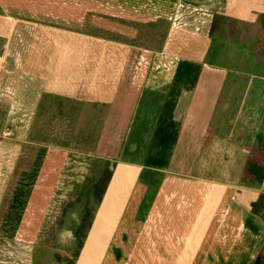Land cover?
<instances>
[{"label": "crops", "instance_id": "1", "mask_svg": "<svg viewBox=\"0 0 264 264\" xmlns=\"http://www.w3.org/2000/svg\"><path fill=\"white\" fill-rule=\"evenodd\" d=\"M5 1L8 5L0 0V110L4 105L1 102L16 101L17 88L22 87L23 112L35 116L37 106L33 103L49 95L48 86L44 85L49 78L55 83L54 94L88 104L95 103L93 96L100 99L89 87L91 79L96 77L95 72L89 74L87 85L79 84V81H63L64 71L68 73L74 65L64 61V41L55 44L56 56L48 60L49 50L42 51V48H49L47 39L37 45L36 33H24L25 17L32 10L31 2L20 0L18 6L13 0ZM100 1L109 8L118 6L126 16L145 14L154 21H162L161 28L169 26L167 38L159 50L130 46L127 55L121 51L120 61L115 65L106 60V52L104 80H101L104 88H99L103 95L108 94V99L98 102L111 101L116 105L109 97L113 92L110 78L106 81V75L115 76L118 80L115 96L120 103L118 110L110 109L113 116L118 111L121 123L125 119L115 132L121 136L120 143L131 139L135 143L134 150L152 151L149 155L146 152L145 157L155 158L156 151L160 150L163 151L162 158L175 159V162L170 168L163 165L160 168L147 167L149 171L162 174L161 181L158 180L161 185H155V189L142 178V165L116 163L112 183L94 213V222L82 248L74 231L82 226L79 220L73 231L61 232L55 246L63 262L59 263L57 253L54 260L58 264L66 263L67 258L74 260L75 264H264V219L250 206L257 200L247 199L244 194L242 200L243 191L238 186L221 183L216 174L209 173L218 178L196 176L198 183L191 184L192 187L185 184L186 178L182 174L190 175L188 169L197 166L200 160V166L219 162L222 159L220 151L224 148L232 152L240 150V143L229 147V141L225 142L222 134L219 137L216 128L209 127L213 119L219 117V105L225 97L226 75L219 78L220 68L194 56L199 53L207 55V46L215 38V33L222 29L219 20L223 16L233 17L228 0ZM232 1L236 7L245 5L243 11L247 12L249 20L264 13V0ZM242 19L239 15L237 20ZM71 46L72 52L74 44ZM110 48L109 42L104 49ZM95 67L91 71H95ZM179 72L186 75L194 72L193 82L185 86ZM56 99L60 103L59 98ZM63 108L59 109L62 113ZM43 109L41 107L42 113L46 111ZM46 115L42 114L40 118ZM40 123L28 127L27 132L44 131ZM9 130L15 133L11 129H0V134ZM36 143L0 141V150L6 146L14 151L20 150L18 155L16 152L0 153V264H35L39 256L35 248L40 243L33 241L31 235L33 222L22 220L18 223L15 219L17 214L27 212L26 208L33 205V199L37 197L40 202L50 190L42 184L43 174L36 170L31 173V164L43 159L39 155L41 151L33 160L25 157V154L32 153L29 150L45 149ZM122 149L121 146L119 151ZM27 160L32 163H26ZM157 178L151 177L150 181L156 182ZM27 180L37 184L27 186ZM149 190L156 191V194L147 211ZM256 193L264 195V189ZM27 199H30L29 203ZM16 223L24 230L23 238L10 232ZM26 230L30 232L26 234ZM132 232L134 237L130 236Z\"/></svg>", "mask_w": 264, "mask_h": 264}, {"label": "rangeland", "instance_id": "2", "mask_svg": "<svg viewBox=\"0 0 264 264\" xmlns=\"http://www.w3.org/2000/svg\"><path fill=\"white\" fill-rule=\"evenodd\" d=\"M3 1L8 5L5 0ZM13 1L18 2L19 6L20 0ZM29 2L32 4V10L29 16L25 17L24 33H36L38 38L35 44L37 45L47 39L46 43L49 48H42V51L49 50L48 60H53L56 56L55 44L64 41L65 49L69 48L62 50L64 61L68 60L66 63L74 65L70 67L68 73L64 71L63 81L73 83L79 81V84L87 85L90 81L89 74L92 75L95 72L96 77L91 79L92 84H89V87L91 91H95L100 96V99L93 96L96 100L93 104L59 96L54 94L55 83L49 78L44 84L48 86L49 95H45L42 102L33 103L37 106L35 116L23 112L22 87L17 88V96H13H16V101L1 102L4 105L0 110L2 112H0V129L3 131L11 129L15 133L13 136L6 137L2 132L0 141H34L45 148L29 150L33 155L32 153L28 156L25 154V157L33 160L37 157L38 151L42 152L39 155L43 159L31 164L30 167L31 173L36 170L35 172L44 175L45 182L42 181V184L49 187L50 190L46 191L48 196L40 199V202L37 197L33 199V205L26 208L27 212L17 214L15 219L17 222L22 220L26 223L33 222L32 240L40 243L35 248L36 253H39L35 264H58L56 263L58 261L54 260L57 251L59 253V249L55 246L56 241L59 242L61 232L72 230L80 222L79 220L82 221L87 205H90L95 212L99 209L101 203L97 202L92 187L108 169L114 168L116 163H138L144 168L142 178L146 183L150 182L154 185L152 189H155V185H161L162 174L149 171L150 168L147 167L160 168L163 165L170 168L175 162V159L162 158L163 151L160 150L156 151L155 158L147 156L152 151H146V157L156 159L157 162L147 159L146 152L134 150L135 143H132L129 138L127 143H120L121 136L115 133L121 123L119 113L117 111L116 116H113L110 109L118 110L120 103V99L115 96L118 86L115 76L106 75V81L109 77V83L113 89L109 97L112 102H116L117 106H114L111 101L109 103L98 102L99 100L105 102L108 99V94L103 95L99 88V86L104 88L101 80H104L102 75L105 69L103 63L104 57H107L106 52L108 51L106 60L115 65L120 61L121 51L127 55L130 46L159 50L167 38L166 33L169 26L165 25L161 28L162 21H154L145 14L126 16L121 13L118 6L109 8V6H104L100 0H29ZM228 6L229 10L234 12L233 17L223 16L224 19L219 20L218 25L222 26V29L219 33H215V38L207 46L209 49L207 55L199 53L194 56L215 68H220L219 78L221 75H226L225 97L219 105V117L213 119L209 127L212 130L216 128L220 132L218 136L222 134L227 139L223 140L229 141V147L236 146V142L240 143V150L232 152L224 148L220 154L218 153L222 159L217 163H212L213 166H200V160L197 166L195 164L188 169L187 172L190 175L182 174L186 178L184 181L188 187H192L193 183H198L196 176L219 177L223 184L238 186L240 191H243L241 196L244 194L247 199L249 197L258 201L260 194L258 196L256 192L263 191L264 184H243L241 178L244 175L248 158L259 149L260 136L264 135V13L259 18L249 20L247 12L243 11L245 5L236 7L232 0H228ZM239 15L243 18L241 21L237 20ZM231 21L233 25L230 24ZM41 33L44 34L41 35ZM56 33H63V35ZM109 42L111 48L105 50L104 47H107ZM73 44L74 50L71 52ZM38 47L41 52L40 46ZM95 65V71H91ZM197 73L199 74V71ZM194 74L192 72L186 75L185 72H179L178 76L184 79L183 84L186 86L193 82ZM85 87L87 93V86ZM56 98H59L60 103H57ZM62 106H64L63 113L59 110ZM41 107L46 111L42 113ZM40 113L47 115L40 118L42 115ZM124 120L122 119V123ZM38 122H41L40 126H43L44 131L28 133L27 128L33 124L37 125ZM126 136L128 137V134ZM121 146L123 149L119 151ZM8 152L10 154L16 152L18 155L20 150L14 151L7 146L0 150L1 154ZM179 153H182V150ZM26 163H32V161L27 160ZM209 173L216 174L218 177ZM151 177L154 180L158 178L156 182H152ZM27 181L25 183L27 186L37 184L34 181ZM155 194L156 191L149 190L147 211L151 207L150 201ZM26 201L29 203L30 199ZM15 225L10 232L12 234L14 232L13 235L16 237L23 238L24 230L20 229L17 223ZM125 231H127L126 227ZM129 231H131L130 227ZM29 232L26 230V234ZM130 236L134 237V232Z\"/></svg>", "mask_w": 264, "mask_h": 264}, {"label": "trees", "instance_id": "3", "mask_svg": "<svg viewBox=\"0 0 264 264\" xmlns=\"http://www.w3.org/2000/svg\"><path fill=\"white\" fill-rule=\"evenodd\" d=\"M108 164L110 165V163ZM115 168L116 164L114 168L108 169L104 175L93 184V192L96 194V200L98 203H103L108 187L113 179ZM242 182L246 184H264V135L260 136L259 149L256 150L247 160ZM250 206L256 215L261 216L264 219V195L260 196V199H258L257 202L252 203ZM94 213L95 211L93 208L91 209V206L87 205L86 211L82 217V226L75 231V235L79 240L80 248H82L84 244L83 240L94 222ZM77 256L78 253L75 257ZM58 259L59 263L63 262V258L60 255H58ZM66 262L75 264L74 260L68 258L66 259Z\"/></svg>", "mask_w": 264, "mask_h": 264}, {"label": "built area", "instance_id": "4", "mask_svg": "<svg viewBox=\"0 0 264 264\" xmlns=\"http://www.w3.org/2000/svg\"><path fill=\"white\" fill-rule=\"evenodd\" d=\"M13 135H14V133L12 131H10V130L5 133L6 137H10V136H13Z\"/></svg>", "mask_w": 264, "mask_h": 264}]
</instances>
